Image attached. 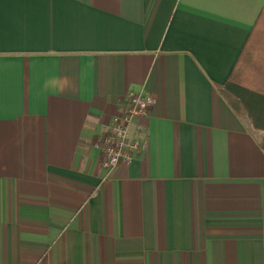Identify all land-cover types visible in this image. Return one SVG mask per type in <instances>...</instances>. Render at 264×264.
I'll return each mask as SVG.
<instances>
[{"label":"crops","instance_id":"1","mask_svg":"<svg viewBox=\"0 0 264 264\" xmlns=\"http://www.w3.org/2000/svg\"><path fill=\"white\" fill-rule=\"evenodd\" d=\"M263 6L0 0V264H264Z\"/></svg>","mask_w":264,"mask_h":264},{"label":"built area","instance_id":"2","mask_svg":"<svg viewBox=\"0 0 264 264\" xmlns=\"http://www.w3.org/2000/svg\"><path fill=\"white\" fill-rule=\"evenodd\" d=\"M156 100L150 94H137L131 99L126 111L115 117L109 132L105 135L102 149L105 154V167L113 169L120 163L131 164L143 145L130 136V124L133 119L147 117Z\"/></svg>","mask_w":264,"mask_h":264},{"label":"trees","instance_id":"3","mask_svg":"<svg viewBox=\"0 0 264 264\" xmlns=\"http://www.w3.org/2000/svg\"><path fill=\"white\" fill-rule=\"evenodd\" d=\"M263 23V24H262ZM262 24V25H261ZM260 25V26H259ZM263 26V32L262 33H259V30L260 28ZM258 31L259 35L256 34V32ZM250 42L254 45L255 43H258L259 41L263 42V48H255L254 49V53L257 55H252L251 56V59L250 61L252 60L253 63L257 64L259 61H260V52L262 51V57H263V94H264V6H263V9L261 11V13L259 14V17L256 21V24H255V28L251 34V38H250ZM246 49H249L248 47H246ZM256 51V52H255ZM253 53V54H254ZM254 56V57H253ZM254 64V65H255ZM238 66L239 64L237 65V67H235V69L233 70V73L231 75V79L233 78L234 79V75L237 74L238 72ZM258 70V68H257ZM263 117H264V112H263ZM262 146H263V149H264V138H263V141H262Z\"/></svg>","mask_w":264,"mask_h":264},{"label":"rangeland","instance_id":"4","mask_svg":"<svg viewBox=\"0 0 264 264\" xmlns=\"http://www.w3.org/2000/svg\"><path fill=\"white\" fill-rule=\"evenodd\" d=\"M263 24V23H262ZM261 24V25H262ZM260 26V25H259ZM263 32V26L260 28V30H259V33H262ZM259 33H258V31L256 32V34H258L259 35Z\"/></svg>","mask_w":264,"mask_h":264}]
</instances>
